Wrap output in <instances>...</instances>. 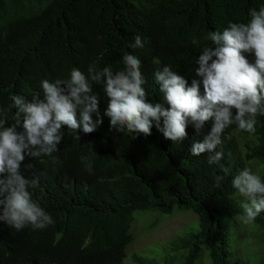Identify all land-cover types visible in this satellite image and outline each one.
Masks as SVG:
<instances>
[{
    "label": "trees",
    "instance_id": "obj_1",
    "mask_svg": "<svg viewBox=\"0 0 264 264\" xmlns=\"http://www.w3.org/2000/svg\"><path fill=\"white\" fill-rule=\"evenodd\" d=\"M261 6L264 0H0V108H9L13 94L29 100L42 95V80L67 79L74 67L85 73L92 63L122 70L125 54L142 62L148 102L168 107L153 73L171 65L190 84L208 32H222L230 22L246 23L249 10ZM136 36L142 48L129 47ZM94 91L103 124L91 134L78 130L81 140L63 128L59 151L53 153L58 164L50 157L24 162L44 173L39 187L30 191L54 224L16 231L0 221V264H123L133 241L134 212L176 208L191 210L200 220L197 233L173 244L182 252L181 264H196L207 246L212 264H234L226 232L239 194L231 181L243 169L240 148L248 160L264 161V116L257 117L254 134L235 125L227 129L224 157L219 165H209L207 154L194 157L189 149L194 138L202 140L210 131L211 121L199 136L189 125L188 139L181 142L165 139L155 127L152 135L132 139L110 131L103 115L108 98L100 85ZM14 116L13 108L7 117L12 121ZM82 156L93 161L91 174ZM223 167L232 171L217 187ZM21 171L32 175L23 165ZM236 213L244 220L242 208ZM251 223L264 233V211Z\"/></svg>",
    "mask_w": 264,
    "mask_h": 264
},
{
    "label": "clouds",
    "instance_id": "obj_2",
    "mask_svg": "<svg viewBox=\"0 0 264 264\" xmlns=\"http://www.w3.org/2000/svg\"><path fill=\"white\" fill-rule=\"evenodd\" d=\"M248 15L246 23L230 22L222 32H208L190 84L171 65L153 73L168 107L148 102L144 87L148 81L141 71V60L133 54L123 55L122 70L92 63L87 73L74 67L67 79L42 80V95H33L31 100L13 94L9 108H0V221L16 231L27 227L43 230L54 224L51 214L32 199L30 191L39 187L44 173L24 162L50 157L58 164L53 153L59 151L63 128L74 131L75 138L81 140L78 130L91 134L103 124L94 85H100L108 98L103 115L110 120V131L125 132L132 139L152 135L155 127L165 139L181 142L188 139L189 125L199 136L211 121L210 131L202 140L194 138L189 152L194 157L207 154L209 165H219L224 157L225 131L235 125L254 134L257 117L264 116V6L250 9ZM134 40L129 47L144 46L140 36ZM13 108L15 116L9 121L7 112ZM81 161L91 174L93 161L84 156ZM22 165L32 170L30 178L22 173ZM222 171L217 187L232 170L223 167ZM231 183L244 198L245 222H254L264 211V181L245 167Z\"/></svg>",
    "mask_w": 264,
    "mask_h": 264
},
{
    "label": "rangeland",
    "instance_id": "obj_3",
    "mask_svg": "<svg viewBox=\"0 0 264 264\" xmlns=\"http://www.w3.org/2000/svg\"><path fill=\"white\" fill-rule=\"evenodd\" d=\"M244 138L242 143L245 142ZM241 168L249 167L254 173L264 175V161L248 160L246 149L237 154ZM235 208L231 210L227 227V252L234 264H262L264 261V233L260 226L246 223L236 213L242 208L244 198L234 197ZM243 209V208H242ZM199 217L191 210L174 209L171 213L159 210L134 212L130 232L133 241L126 248L123 264H139L134 258L141 257V264H181L182 252L174 250L173 244L200 230ZM196 264H212L209 247H205Z\"/></svg>",
    "mask_w": 264,
    "mask_h": 264
}]
</instances>
